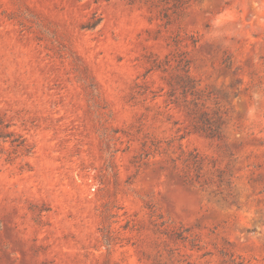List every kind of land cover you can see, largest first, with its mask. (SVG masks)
<instances>
[{
  "label": "rangeland",
  "instance_id": "obj_1",
  "mask_svg": "<svg viewBox=\"0 0 264 264\" xmlns=\"http://www.w3.org/2000/svg\"><path fill=\"white\" fill-rule=\"evenodd\" d=\"M0 264H264V0H0Z\"/></svg>",
  "mask_w": 264,
  "mask_h": 264
},
{
  "label": "trees",
  "instance_id": "obj_2",
  "mask_svg": "<svg viewBox=\"0 0 264 264\" xmlns=\"http://www.w3.org/2000/svg\"><path fill=\"white\" fill-rule=\"evenodd\" d=\"M196 127L206 131L207 135H209L210 137L218 136V135H216L217 133H216L215 129H211V127L205 128V127L198 126V125H196Z\"/></svg>",
  "mask_w": 264,
  "mask_h": 264
}]
</instances>
